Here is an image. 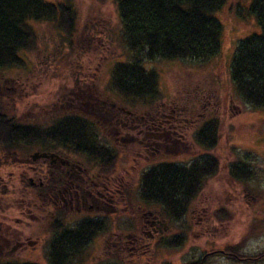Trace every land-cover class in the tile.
Masks as SVG:
<instances>
[{
    "label": "rangeland",
    "instance_id": "1",
    "mask_svg": "<svg viewBox=\"0 0 264 264\" xmlns=\"http://www.w3.org/2000/svg\"><path fill=\"white\" fill-rule=\"evenodd\" d=\"M45 1L58 3L67 0ZM250 2L228 0L216 13L221 24L219 57L206 62L156 59L146 63L147 67L158 71L157 84L161 95L156 104L158 108L153 111L156 113L147 119L150 120L148 126L139 123L146 109L133 111L136 113L131 115L126 109L120 111L117 108L118 114L122 112L124 115L121 117L124 125L111 127V122L106 120L114 118H100L111 131L109 138L114 143L118 138L119 144L116 145L122 159L109 179L99 180L98 185L90 187L93 195L84 194L87 198L84 202L78 199L72 206L68 205L66 217L70 225L85 217H106L111 222V237L107 239V233H100L91 241L81 256L82 264H183L191 258H200L205 252L230 245H239L243 254L264 249V111L252 109L237 98L229 79L238 41L261 31L249 11ZM71 3L76 12L74 38L80 45L76 51L71 52L69 46L72 43L65 40L53 22H34L36 47L30 52L22 50L19 53L25 65L0 69V104L9 115L19 120L43 124L57 110L63 113L72 109L92 114L98 111L107 113L110 103L118 102L112 95L111 100L106 99V104L100 106L99 102L92 104L88 100L92 89L105 100L109 94L106 86L111 69L116 63L127 61V47L122 40L115 2L71 0ZM213 74L219 75L220 81ZM205 79L212 81L223 97L219 108L220 140L210 152L217 158L218 168L204 181L181 219H166L160 216L157 205L140 201L138 180L143 170L160 163L185 164L208 153L185 131L184 125L193 115H181L180 123H176L178 116L169 107L177 89L196 87L197 81L206 82ZM195 124L197 122L190 123L191 126ZM177 135L179 137L175 138ZM162 136L169 139L163 141ZM35 151L38 149L21 150L11 160H21L20 157L25 158ZM66 156L82 166L87 165L77 156ZM18 163L7 162L0 168V183L8 189L7 196L0 201V261L47 264L50 236L46 226L55 209L42 200V195L20 193L23 185L20 174L26 171L32 178L36 174L27 163ZM237 163L244 164L252 172L248 179L232 176L230 169ZM83 167L86 172L89 169V174L97 171ZM95 189L104 200L94 194ZM58 205L66 206L63 202ZM220 209L229 216L217 217L214 212ZM151 220L159 221L153 226L154 230ZM179 234L185 237L182 245H156L162 238L168 240ZM206 264H264V261L235 262L217 255L209 258Z\"/></svg>",
    "mask_w": 264,
    "mask_h": 264
},
{
    "label": "trees",
    "instance_id": "2",
    "mask_svg": "<svg viewBox=\"0 0 264 264\" xmlns=\"http://www.w3.org/2000/svg\"><path fill=\"white\" fill-rule=\"evenodd\" d=\"M227 1L114 0L120 16L122 40L127 47V61L116 63L111 69L106 86L109 94L105 96V100L94 89L89 93L88 100L92 104L99 102L100 106L102 103L106 104V99L111 100L112 95L118 102H112L114 107L110 103L107 113L98 111L92 114L74 109L63 113L57 110L43 124L22 121L0 111V168L7 164L5 154H15L22 148H36L39 151H56L77 156L81 163L87 164L83 166L89 167L91 171L97 170L92 172L95 179H109L122 158L119 157L120 151L116 145L119 144L118 138H113L117 143L109 138L111 131L107 125L102 124L100 118H114L106 120L107 123L111 122V127L115 124L124 125V120H121L124 115L122 112L118 114L117 108L120 111L126 109L131 115H135L136 112L133 111L146 109L139 123L148 126L150 120L147 119L156 113L153 111L157 110L156 104L161 95L157 84L158 71L147 67L146 63L156 59L206 62L219 57L221 24L216 13ZM249 11L255 16L261 31L238 41L229 79L237 98L249 104L252 109L264 111V0H251ZM75 18L76 12L71 0L58 3L45 0H0V69L25 65L19 53L22 50L30 52L36 47L34 22H53L65 40L72 43L69 46L71 52L76 51L80 45L74 38L77 32ZM214 78L220 81L219 75L216 74ZM174 95L169 107L178 116L175 122L180 123L181 115H193L187 119L185 131L192 135L195 144L208 153L189 163L163 162L143 170L138 180V194L143 203L157 205L160 216L179 220L186 214L190 202L197 196L204 181L214 175L218 168V160L210 152L218 146L220 140L219 108L223 97L209 80L197 81L196 87L179 88ZM131 115L128 117H133ZM194 122L197 124L191 126L190 123ZM164 139L169 137L162 136L163 141ZM16 141H22L26 146H14L13 142ZM241 165L234 164L230 172L236 179H248L252 172L244 164ZM51 183L49 176L46 185L40 187L42 200L49 204L52 195L46 190L52 186ZM27 184L29 183L26 182ZM31 195L34 196L35 193L31 192ZM54 209L46 226L50 236L47 264H82L81 256L91 241L100 233H107V239L111 237V222L106 217H85L70 225L66 217L69 208L58 205ZM214 213L217 217L229 216L224 209ZM184 242L185 237L179 234L168 240L162 238L156 245L174 247ZM239 249V245L213 249L200 258H191L183 264H206L209 258L217 255L235 262L264 261V249L253 254H243ZM0 264L38 263L5 260L0 261Z\"/></svg>",
    "mask_w": 264,
    "mask_h": 264
},
{
    "label": "flooded vegetation",
    "instance_id": "3",
    "mask_svg": "<svg viewBox=\"0 0 264 264\" xmlns=\"http://www.w3.org/2000/svg\"><path fill=\"white\" fill-rule=\"evenodd\" d=\"M0 111L9 115L8 110L5 109V107L0 104ZM114 111V108L112 109ZM14 146H20L25 147L26 144L22 141H16L13 142ZM21 150H24V148L19 149V151H16V153L20 152ZM39 151V150H38ZM36 152V151H35ZM39 152H54L58 156L57 157H36L33 159L31 157V153L28 154L27 157L21 158V160H11V157H17L16 154L9 155L8 153L5 154L4 160L7 162L16 163L19 162V165H25L27 163V167L31 168L36 174L34 178L27 175L26 171H23L20 174V182L23 184L22 188L20 189V193L22 194L27 193L31 194L30 190H32L36 195L39 197L42 195V192L40 191V187H44L46 185V179L50 176L52 179V186L46 190L47 193H50L52 195V199L50 200V205H53L54 207H57L58 204H65V207L72 206L73 202H77L78 199L83 200L84 202L87 198L84 197V194L87 196H91V193L93 195V185H98L100 183L99 180L95 179L93 177V174H89L86 172L84 167L77 161L73 160L72 158H69L66 155H61L60 152L56 151H39ZM16 161V162H15ZM43 176V177H41ZM1 177V176H0ZM1 179V178H0ZM1 182V181H0ZM26 182L29 183L26 185ZM92 183V184H91ZM6 184V183H5ZM29 185V186H28ZM81 185H84L86 188L81 187ZM75 186V187H74ZM82 189H86V191H81ZM8 189L6 186L2 183H0V201L5 198L8 194ZM99 190L95 189L94 194H100V192H97ZM64 195V196H63ZM91 199V198H90ZM4 200V199H3ZM89 200V199H88ZM95 203H98L97 200L92 198ZM101 200L103 199V196L101 197ZM100 203V202H99ZM156 222H159L158 220H151L150 225L156 226ZM154 230V227H153Z\"/></svg>",
    "mask_w": 264,
    "mask_h": 264
},
{
    "label": "water",
    "instance_id": "4",
    "mask_svg": "<svg viewBox=\"0 0 264 264\" xmlns=\"http://www.w3.org/2000/svg\"><path fill=\"white\" fill-rule=\"evenodd\" d=\"M58 155L54 152H34L31 157L35 159L36 157H57Z\"/></svg>",
    "mask_w": 264,
    "mask_h": 264
}]
</instances>
